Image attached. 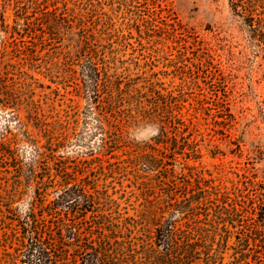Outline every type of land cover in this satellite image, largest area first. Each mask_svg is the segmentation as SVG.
<instances>
[{
  "label": "trees",
  "instance_id": "trees-1",
  "mask_svg": "<svg viewBox=\"0 0 264 264\" xmlns=\"http://www.w3.org/2000/svg\"><path fill=\"white\" fill-rule=\"evenodd\" d=\"M227 2L264 66V0ZM123 5L117 0L110 7ZM103 6L102 0H0V108L24 112L26 107L28 118L38 122L33 95L24 101L14 91L26 88L42 69L52 73L32 63L34 49L20 56L21 50L8 48H66L71 63L58 69L59 78L74 86L94 116V134H100L94 160L121 149L123 157L108 169L101 162L82 170L78 163L71 166V157L58 156L54 177L45 179L42 163L69 141H57L49 128H40L46 146L29 170L33 198L23 215H16L10 207L20 196L22 170L10 166L9 152L1 150L0 264H25L33 247L43 264H264V182L254 174L226 172L222 165L212 172L201 165V114H185V98L173 97L154 80L120 83L103 48H151L154 42L145 38L144 16H137L140 25L123 30L110 24L116 11ZM234 103L218 98V112L230 113ZM257 111L264 129V94ZM229 117L231 132L238 116ZM219 119L221 125L228 121ZM152 126L159 134L151 140L129 137L130 130ZM253 141L264 156V133ZM84 171H90L87 184L77 183ZM114 173L127 175L143 198L132 217L112 218L109 196L97 189L95 175ZM49 189L55 192L51 201ZM245 215L252 219L242 224Z\"/></svg>",
  "mask_w": 264,
  "mask_h": 264
},
{
  "label": "rangeland",
  "instance_id": "rangeland-1",
  "mask_svg": "<svg viewBox=\"0 0 264 264\" xmlns=\"http://www.w3.org/2000/svg\"><path fill=\"white\" fill-rule=\"evenodd\" d=\"M122 1L124 5L117 9L116 6L110 7L117 0H108V3L102 0L105 10L110 7L112 14L117 13L110 24L116 23L124 30L129 24L140 25V19L135 22L137 16H144L143 24L149 28L145 29V38L154 43L151 48H103L106 51L104 58L111 68L117 70L120 83L154 80L173 97L185 98L183 112L201 114V165L211 172L222 165L226 172L254 174L264 182V156L257 153L253 141L255 136L264 133L257 111L264 94V66L261 67L257 48L246 41L227 0ZM15 49L21 50L20 56H26L28 49H34L32 63L52 69V73L42 69L40 74L33 75L34 81L26 82V88L18 86L14 91V95L24 101L33 95V101L39 106L38 122L28 118L26 107L24 112L0 108V151L9 152L10 166H20L22 170L20 196L10 208L16 215H23L33 198L29 170L39 151L46 146L45 134L40 128H49L57 141H69L54 152V158L44 160L45 168L40 166L44 168L40 174L45 179L54 177V162L58 156L71 157L68 158L71 166L78 163L82 170H88L93 163L96 164L92 166L97 168L101 162L108 169L123 157L121 149L94 160L96 155L93 153L100 145V134H94V116L74 86L59 78L58 69L71 63V56L66 53L68 49L8 48L10 52ZM220 97L235 102L230 106V113L238 119L231 132L229 125L233 119L229 117L230 113H219L216 106ZM221 116L228 119L223 125L219 123ZM220 126L229 127L223 130ZM152 130V127L130 130L129 137L135 141H148L154 137L151 136ZM89 174L90 171H84L83 175L76 176V182L87 184ZM94 179L97 189L106 191L109 196L107 213L112 218L132 217L142 208L143 198L138 186L133 185L127 175L101 174L95 175ZM54 194L53 189H49L47 201L53 200ZM251 219L250 215H245L242 224ZM123 233L127 234V231ZM33 248L34 252L26 256L25 264H43L38 249Z\"/></svg>",
  "mask_w": 264,
  "mask_h": 264
},
{
  "label": "clouds",
  "instance_id": "clouds-1",
  "mask_svg": "<svg viewBox=\"0 0 264 264\" xmlns=\"http://www.w3.org/2000/svg\"><path fill=\"white\" fill-rule=\"evenodd\" d=\"M153 130L151 131V136H156L159 134V128L156 126H152ZM139 139V138H138ZM143 139H147V137H143Z\"/></svg>",
  "mask_w": 264,
  "mask_h": 264
}]
</instances>
